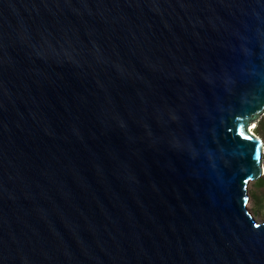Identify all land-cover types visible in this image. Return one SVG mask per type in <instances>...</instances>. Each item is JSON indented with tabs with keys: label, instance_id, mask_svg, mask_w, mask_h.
I'll use <instances>...</instances> for the list:
<instances>
[{
	"label": "water",
	"instance_id": "1",
	"mask_svg": "<svg viewBox=\"0 0 264 264\" xmlns=\"http://www.w3.org/2000/svg\"><path fill=\"white\" fill-rule=\"evenodd\" d=\"M263 115L264 0H0V264H264Z\"/></svg>",
	"mask_w": 264,
	"mask_h": 264
},
{
	"label": "rangeland",
	"instance_id": "2",
	"mask_svg": "<svg viewBox=\"0 0 264 264\" xmlns=\"http://www.w3.org/2000/svg\"><path fill=\"white\" fill-rule=\"evenodd\" d=\"M256 126L254 133L264 144V115L260 118V121ZM248 190L250 201L248 202L247 207L258 221H264V174L259 180L252 181L249 184Z\"/></svg>",
	"mask_w": 264,
	"mask_h": 264
},
{
	"label": "bare ground",
	"instance_id": "3",
	"mask_svg": "<svg viewBox=\"0 0 264 264\" xmlns=\"http://www.w3.org/2000/svg\"><path fill=\"white\" fill-rule=\"evenodd\" d=\"M255 127H256V125H254V126L252 127V131L255 129Z\"/></svg>",
	"mask_w": 264,
	"mask_h": 264
},
{
	"label": "snow or ice",
	"instance_id": "4",
	"mask_svg": "<svg viewBox=\"0 0 264 264\" xmlns=\"http://www.w3.org/2000/svg\"><path fill=\"white\" fill-rule=\"evenodd\" d=\"M241 134H243V133H241ZM246 138L251 139L252 137H246Z\"/></svg>",
	"mask_w": 264,
	"mask_h": 264
},
{
	"label": "trees",
	"instance_id": "5",
	"mask_svg": "<svg viewBox=\"0 0 264 264\" xmlns=\"http://www.w3.org/2000/svg\"><path fill=\"white\" fill-rule=\"evenodd\" d=\"M257 127V126H256Z\"/></svg>",
	"mask_w": 264,
	"mask_h": 264
}]
</instances>
